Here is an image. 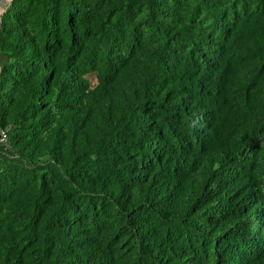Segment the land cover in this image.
<instances>
[{
	"label": "trees",
	"instance_id": "16d2710c",
	"mask_svg": "<svg viewBox=\"0 0 264 264\" xmlns=\"http://www.w3.org/2000/svg\"><path fill=\"white\" fill-rule=\"evenodd\" d=\"M0 264H264V0H12Z\"/></svg>",
	"mask_w": 264,
	"mask_h": 264
},
{
	"label": "crops",
	"instance_id": "0c3cea01",
	"mask_svg": "<svg viewBox=\"0 0 264 264\" xmlns=\"http://www.w3.org/2000/svg\"><path fill=\"white\" fill-rule=\"evenodd\" d=\"M11 2L12 0H0V22L3 14L5 13L6 9L9 7Z\"/></svg>",
	"mask_w": 264,
	"mask_h": 264
},
{
	"label": "built area",
	"instance_id": "2783aa9c",
	"mask_svg": "<svg viewBox=\"0 0 264 264\" xmlns=\"http://www.w3.org/2000/svg\"><path fill=\"white\" fill-rule=\"evenodd\" d=\"M2 142H6V136H3L1 139Z\"/></svg>",
	"mask_w": 264,
	"mask_h": 264
}]
</instances>
